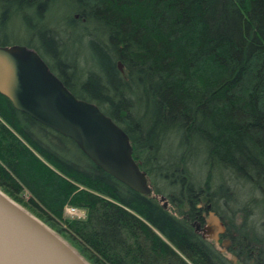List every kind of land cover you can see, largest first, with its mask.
I'll list each match as a JSON object with an SVG mask.
<instances>
[{"label": "trees", "instance_id": "trees-1", "mask_svg": "<svg viewBox=\"0 0 264 264\" xmlns=\"http://www.w3.org/2000/svg\"><path fill=\"white\" fill-rule=\"evenodd\" d=\"M60 1L67 36L49 27ZM19 27L27 39L9 41ZM11 44L37 51L126 132L152 192L118 181L0 93L8 196L91 264H264V0H0V45ZM67 205L85 217H63ZM208 206L242 216L226 234L240 263L196 232Z\"/></svg>", "mask_w": 264, "mask_h": 264}, {"label": "water", "instance_id": "water-1", "mask_svg": "<svg viewBox=\"0 0 264 264\" xmlns=\"http://www.w3.org/2000/svg\"><path fill=\"white\" fill-rule=\"evenodd\" d=\"M118 67L123 70L120 62ZM0 93L15 109L72 139L103 171L134 191L151 194L126 132L95 103L69 91L33 48L0 45ZM159 200L167 207L164 196ZM208 214L202 236L218 241L226 226L213 211ZM0 264L88 263L0 190Z\"/></svg>", "mask_w": 264, "mask_h": 264}, {"label": "rangeland", "instance_id": "rangeland-1", "mask_svg": "<svg viewBox=\"0 0 264 264\" xmlns=\"http://www.w3.org/2000/svg\"><path fill=\"white\" fill-rule=\"evenodd\" d=\"M60 4V5H59ZM68 11V9L66 8V6H65V4L63 3V2H58V5L53 9V11L52 12H50V16H52V19L53 20H56V21H58V23L56 24V26H49L51 29H55L56 30V32H57V34L58 35H63V36H67V34L64 32V29L62 28V27H64L63 26V24H61V22H64V16H66L67 15V11ZM12 26L13 27H17V24L16 23H14V24H12ZM61 26V27H60ZM25 28V27H24ZM19 31H21V32H19V33H22V31H23V29H22V27H19ZM11 31L12 32H14L13 34H10V36H9V41H11V42H18V43H22V42H24L26 39H27V37L28 36H25L23 33L22 34H20V35H17V34H15L16 33V29H14V28H12L11 29ZM74 33V32H73ZM75 35H76V32L73 34V36L75 37ZM71 45H69V50H71ZM81 63H83V60L80 62V65H81ZM88 65H90L91 66V68H95V65L96 64H94V63H86V62H84V68H87L88 67ZM89 66V67H90ZM69 70H71V69H69ZM170 151V150H169ZM166 153H168V150H166ZM201 155H198L194 160H193V166H195V165H199L200 166V164H201ZM198 166V167H199ZM202 166V165H201ZM199 168H201V167H199ZM204 168L199 172V173H194L195 174V180L197 181V182H201V180H202V178H203V176H204ZM226 177V176H225ZM219 173L218 174H216V176H215V178H214V183H219ZM0 190L5 194V195H7L1 188H0ZM8 196V195H7ZM10 199H12L10 196H8ZM13 200V199H12ZM17 205H19L20 207H22L24 210H26L27 212H29L31 215H33L28 209H27V207H25V206H23L22 204H20V203H18V202H16L15 200H13ZM160 201V200H159ZM203 203V205H204V202H202ZM168 205H169V203H168ZM69 206V205H68ZM222 207V208H221ZM221 207H220V210L222 209V210H225V209H223V208H225V205H221ZM65 208V207H64ZM239 213V212H238ZM237 213V214H238ZM240 214V213H239ZM34 217H36L35 215H33ZM63 217H65V218H74V217H71V216H69L65 211H64V209H63ZM40 222H42L48 229H50L54 234H56L61 240H63L65 243H67L74 251H76L88 264H91L89 261H87L80 253H79V251H77V249H75L59 232H57L56 230H54V229H52L51 227H49L47 224H45L43 221H41L38 217H36ZM82 219V218H81ZM221 221L225 224V226H226V229L227 228H229V234L230 235H235L237 232V230L240 228V224H241V222H242V216L241 215H236V217H234V218H232V219H230V217L229 216H226L225 214H223L222 215V217H221ZM227 232V231H226ZM228 238L227 239H229L230 241H231V239L229 238V236H227ZM210 241H212V243L215 245V247L217 248V249H222L223 248V246L220 244V243H216V242H214L213 240H210ZM231 243V242H230ZM232 245V244H231ZM231 245H230V247H231ZM230 247H227L226 249H224V250H221V252L224 254V256H226L227 258H229V260H232L233 261V263H240V261H239V257H236L235 255H234V253H232V252H230L229 250H230ZM243 257V255L241 256V258Z\"/></svg>", "mask_w": 264, "mask_h": 264}, {"label": "flooded vegetation", "instance_id": "flooded-vegetation-1", "mask_svg": "<svg viewBox=\"0 0 264 264\" xmlns=\"http://www.w3.org/2000/svg\"><path fill=\"white\" fill-rule=\"evenodd\" d=\"M210 210H209V208H205V212L204 213H201V217L203 218V222H198L197 223V226H195V230H196V232H198L201 236H202V231H201V229L207 224V219H208V212H209ZM226 231H227V229H226ZM227 232H225L224 234H221L220 236H219V239H218V241H215V240H213V239H209V238H207V237H203L204 239H207V240H213L214 242H216V243H220L222 246H223V248L221 249V250H224V249H226L227 247H230V245H231V241L229 240V239H227L228 237H227Z\"/></svg>", "mask_w": 264, "mask_h": 264}, {"label": "built area", "instance_id": "built-area-1", "mask_svg": "<svg viewBox=\"0 0 264 264\" xmlns=\"http://www.w3.org/2000/svg\"><path fill=\"white\" fill-rule=\"evenodd\" d=\"M64 211L71 217L81 219L84 218L86 213L83 209L75 206H65Z\"/></svg>", "mask_w": 264, "mask_h": 264}]
</instances>
